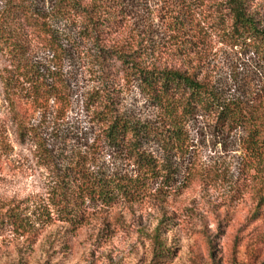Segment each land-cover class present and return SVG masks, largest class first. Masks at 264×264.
Here are the masks:
<instances>
[{
  "label": "rangeland",
  "instance_id": "obj_1",
  "mask_svg": "<svg viewBox=\"0 0 264 264\" xmlns=\"http://www.w3.org/2000/svg\"><path fill=\"white\" fill-rule=\"evenodd\" d=\"M55 1L27 0L45 10ZM248 2L264 28V0ZM227 12L213 0H125L114 21L93 34L80 17L58 19L64 55L35 42L28 55L58 77L50 80L55 91L43 96L7 94L2 76L12 65L0 50V264L264 263V165L250 161L243 125L196 114L177 152L149 135L144 150L170 167L144 176L97 119L106 102L154 131L161 125L162 111L114 49L145 68L193 70L221 100L248 112L264 108V56L228 35ZM39 140L52 156L47 161ZM78 159L101 177L137 179L139 188L110 200L72 195L64 205L53 188ZM10 208L26 228L7 221Z\"/></svg>",
  "mask_w": 264,
  "mask_h": 264
},
{
  "label": "trees",
  "instance_id": "obj_2",
  "mask_svg": "<svg viewBox=\"0 0 264 264\" xmlns=\"http://www.w3.org/2000/svg\"><path fill=\"white\" fill-rule=\"evenodd\" d=\"M213 1L224 4L228 11V35L236 39V43L240 39L249 40L254 49L264 56V28L258 26L248 0ZM124 2L125 0H57L53 2L51 10H45L34 7L27 0H9L0 7V50L7 55L12 65L9 73L2 76L7 94L27 89L34 96H43L46 91H55L50 80L58 77L45 73L28 55L33 42L52 52L56 58L64 55L65 40L56 24L58 19L80 17L85 22L86 29L93 34L100 31L106 22L114 21L111 20L114 16L112 13L121 9ZM174 29L179 32L183 27L180 22H174ZM113 55L126 64L125 70L138 79L143 94L162 111L161 125L157 131L147 124L132 121L114 112L106 102L97 114L109 143L127 151L144 176L161 173L160 170L170 167L167 166L166 159L156 158L144 150L147 137L156 133L168 151H180L186 141V123L201 113L215 116L223 125H243L247 131L244 148L250 161L254 165H264V108L253 113L246 111L242 104L235 101L221 100L216 90L200 79L193 70L145 68L129 63L116 49L113 50ZM25 83L28 84L26 88ZM13 110L16 111L15 106ZM19 121L21 132L27 134L25 124L21 119ZM39 149V156L44 161L52 157L47 151V144L42 140H39ZM138 184L137 179L132 178L121 180L101 177L78 159L60 175L53 193L56 201L71 205L69 199L72 195L110 200L130 195L139 188ZM11 208L3 216L16 229L26 228L27 223L22 216L11 211ZM4 217L3 222L6 221Z\"/></svg>",
  "mask_w": 264,
  "mask_h": 264
}]
</instances>
